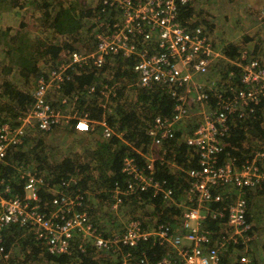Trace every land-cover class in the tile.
I'll list each match as a JSON object with an SVG mask.
<instances>
[{"label": "built area", "instance_id": "built-area-1", "mask_svg": "<svg viewBox=\"0 0 264 264\" xmlns=\"http://www.w3.org/2000/svg\"><path fill=\"white\" fill-rule=\"evenodd\" d=\"M188 1L100 0L104 6L100 9L103 17L97 16L91 48L73 51L69 63L60 62L47 76L39 77L30 109L17 116L14 124L5 122L0 126L2 162L8 148L21 143L26 128L37 125L38 129L49 131L59 123L62 115L51 105L47 95L50 86L58 87L68 77L65 71L69 64L101 70L113 55L133 59V83L143 88L164 89L175 104L171 114L153 117L147 132L146 151H138L145 158V165L141 166L129 155L122 158L124 185L120 188L116 183L111 194L112 205L121 203L120 194L134 196L151 190L165 202L180 207L181 214L175 216L168 212L166 217L171 222L154 223L155 227L149 229L139 220L131 219L124 223L121 231L104 235L84 206L77 176L62 180L55 189L50 187L51 199L42 206L39 199L42 177L23 170L22 196L14 194L4 198L0 195V258L4 264H16L9 263V252L1 245L2 231L13 224L31 231L49 254H70L76 243L75 246L84 251L90 242L94 248L118 257L119 264L133 261L149 264L145 251L135 254L136 248L146 242L158 245L163 251L153 264H227L231 257L234 258L232 248L245 247L250 242L252 225L247 220L250 206L241 193L264 182V153L256 151L240 166L235 164L233 157L220 161L219 156L229 118L234 114L242 117L251 113L264 97V62L242 50L239 61L233 62L238 69L239 85L231 84L230 80L220 86L205 83L203 80L211 73L213 60L220 52L213 48L202 24L183 23L179 19V5H186ZM259 15L258 19L264 18V9ZM97 83L101 81L97 79ZM115 83H129V80L113 78L111 84L102 85L100 104L104 111L111 112L109 97ZM93 89L91 86L89 91ZM61 102L67 101L62 98ZM204 103L208 106L203 109ZM196 104L201 106V118L183 139L195 148L197 163L185 168L186 177L177 187L167 186L165 180L155 177L154 162L164 161L170 142L176 138L177 126L192 115L191 106ZM73 118L76 119L74 129L80 132L98 128L104 138L114 133L103 119L91 120L86 113L73 115ZM171 156L174 158L175 153ZM170 163L181 172L178 164ZM180 187L183 189L178 196L182 200L178 202L175 188ZM232 190H235L233 194ZM208 217L224 220V223H219V228L215 227L217 231H212L204 225ZM241 253L235 257V263L251 264Z\"/></svg>", "mask_w": 264, "mask_h": 264}, {"label": "trees", "instance_id": "trees-1", "mask_svg": "<svg viewBox=\"0 0 264 264\" xmlns=\"http://www.w3.org/2000/svg\"><path fill=\"white\" fill-rule=\"evenodd\" d=\"M57 1L31 0L32 3H35L37 13L43 18L39 25L42 28L41 32L48 31L51 33L50 36L46 34L42 40L41 38L33 39L34 37L22 33L17 35L11 46L5 50L11 57V63L21 75L23 83L27 82L30 77L37 79L47 76V71L55 65L57 66L61 61L69 63V55L75 50L79 51L75 43L77 35L78 38L81 35L79 32L82 27L81 17L89 16L90 10L77 15L76 23L67 27V22L61 20V15H59L60 9H57ZM17 3V0H12V7L20 6V3ZM190 3L189 0L186 5H179V19L183 23L192 15ZM103 7L100 2L96 5L97 16L103 17L100 11ZM54 22L56 23L54 24ZM64 30L65 34H68L67 39L61 38V31ZM88 39L90 41L89 48H91L94 37L91 36ZM240 47L243 46L225 45L222 47V53L229 59H237L240 50L243 49ZM62 52L65 55L63 54L61 58ZM253 52L255 53L254 50ZM40 59H42L41 64H39ZM133 64V59L124 58L121 55H113L108 58L101 70L86 65L69 64L65 71L68 77L60 82L58 87H53L56 100L50 101L51 105L61 111L66 105V102L63 103L61 100L65 98L72 106L73 115L79 116L86 113L91 120L100 121L103 119L106 125L113 129V135L110 138H104L97 128L96 131H93V134L97 136L95 141L80 156L66 157L57 163L50 158V149L42 138L33 141L34 139L25 133L21 143L9 147L3 161L0 162V195L4 198L14 194L22 196L24 178L21 177V173L28 169L43 179V185L39 190L42 206L45 205V201L51 199L52 194L49 188L59 185L62 180H66L71 175L78 178L79 189L84 195V206L89 212H92L94 207L88 201V199L92 200V197L109 203L116 183L120 188H123L124 185L122 182L124 176L121 173L122 158L129 155L137 159L141 166L145 165L146 160L139 152L146 151L149 143L147 132L153 117L171 114L175 104L166 90L156 87L143 88L137 83H133ZM229 69L232 75L227 80H230L229 82L233 85H239L237 67L230 65ZM225 73L228 74L229 71ZM121 77L127 78L129 83H115L112 89L113 94L109 97L111 112L104 111L100 104L103 99L100 93L102 85H109L113 78ZM97 79L101 81V84L98 85ZM13 85L10 80L0 83V126L5 122L14 124L15 118L30 109L33 104L32 95L27 89L15 88ZM91 86L94 88L93 91H89ZM263 107L264 97L254 106L251 113H246L242 117L234 114L229 118L228 130L222 141L220 161L233 157L235 164L240 166L246 159L251 158L254 151L264 153ZM75 122L76 119L73 118L71 120L72 129H74ZM32 128L36 131L46 132L38 129L37 125ZM167 150L163 162L158 159L154 162V175L159 180H165L167 186L177 187L178 182H182L186 177L185 168L196 165V150L185 143L180 130L176 133V138L170 142V148ZM172 153H175L174 158L171 156ZM170 161L178 164L182 169L181 172L177 171ZM94 172L97 173L95 178H92L91 174ZM6 187L9 188L7 192L4 191ZM252 188L257 194L264 197V182H260ZM252 188L248 187L244 193H241L246 200L254 195L251 192ZM175 189L177 190H175V198L181 202L182 198L178 196V192L183 187ZM90 196L91 198H89ZM120 197L122 201L119 203V211L122 213L124 221L118 224V230H122L124 223L131 219L139 220L143 227L149 229L155 227L154 223L157 225L166 222V220L171 222L166 217L168 212L179 216L182 211L180 207L165 202L160 195H154L151 190L134 196L120 194ZM145 204L151 206L152 213L144 208ZM247 220L251 221L249 215H247ZM219 223H224V220L216 221L208 217L204 225L212 231H217L215 227L219 228ZM103 234L107 235L106 232ZM1 245L4 247V251L9 252V263L31 264L32 261H36L37 264H44L42 263L44 259L48 264H107L95 260L97 250L90 248L88 244L84 251L74 245L70 254H49L34 238L31 231L14 224L2 231ZM142 251H145L149 264H153L163 254L158 245H152L150 242L140 244L136 248L135 254L141 255ZM251 258H254L253 255ZM0 264H4L1 258ZM128 264L138 263L133 261Z\"/></svg>", "mask_w": 264, "mask_h": 264}, {"label": "rangeland", "instance_id": "rangeland-1", "mask_svg": "<svg viewBox=\"0 0 264 264\" xmlns=\"http://www.w3.org/2000/svg\"><path fill=\"white\" fill-rule=\"evenodd\" d=\"M17 1V4L20 3V6L15 8L12 7V0L0 2V83L5 80H10L15 88L27 89L30 95H32L38 78L34 79L33 77H30L27 82L23 83L21 75L17 68L11 63V57L8 56L5 50L11 46L14 42L13 39L19 34L26 33L29 37H34L33 39L41 38L43 40V37H45L46 34L50 36L51 33L45 30L41 32L42 28L39 25H41L43 18L37 13L35 3H32L31 0ZM99 1L100 0H58L56 2L57 9H60L59 15H61V20L65 21V23L67 22V27H71L76 23L77 19L75 18L77 15L79 16L84 13V11L90 10L89 16L85 17L83 15L81 17L82 27L79 32L81 34L80 38H83L80 40L77 35V41L75 43L76 48L81 51H85V49L90 47V41H88V38L93 36L97 29V10L95 8L96 5L99 4ZM190 2L192 15L186 20V22L202 24L211 39L213 48L220 52V56L213 60L211 73L203 80L205 83H216V85L220 86L230 77L229 73H225L228 71L230 72L229 66L233 65L234 61L236 63L239 61L240 55L237 59H229L222 53V47L225 45H235L236 47L243 46L240 47L243 48L240 51L246 50L250 55H254L264 62V18L257 19L260 12L264 9V0H190ZM55 23L56 22H54V24ZM61 32V38L67 39L68 34H65L66 31L64 30ZM12 47L15 48V46ZM12 51L14 50L12 49ZM63 54L64 52H62L61 58ZM41 61L42 59H40L39 64L42 63ZM43 73L45 74V72ZM53 87L54 86H50L48 90V95H50L51 99L56 97ZM207 106L208 103H204L203 109ZM69 107L71 108L72 106L69 105ZM198 107L199 112H197ZM200 110V104L192 105V115L177 126L175 134L180 130L183 137L185 133H187L188 130L200 120ZM68 114L67 117H64L63 119L61 118L59 123L53 126L49 131L40 132L32 127L26 129V134H28V136L30 135L34 139L33 141L42 138L50 149V158L57 163L66 157L80 156L97 137L93 134V131L96 130L84 134L78 130L72 129L71 120L73 117L70 116H73V110H71L70 113L68 112ZM262 116L264 118V107L262 109ZM255 152L256 151H254V153ZM96 173L97 172L91 174L92 178H95ZM56 187V185H53L54 189ZM45 190L48 191L47 189ZM234 191L235 190H232L231 193L233 194ZM253 196L254 195L247 199L249 206L251 205L250 199ZM89 198H91V196ZM88 201L94 206L92 212L90 211V215L98 229L102 233L106 232L107 235L118 231V224H121L124 221V217L119 211V204L114 207L112 205V199L111 201L108 200V203L107 201L101 202L100 199L93 197L92 200L88 199ZM252 207H256V205L253 204L251 209ZM144 208L152 213L150 205L145 204ZM258 213H264V206L260 208ZM255 216L258 217V215ZM119 231H121V229H119ZM251 235L252 239L246 244L247 247L244 250L242 248L243 245H238L231 249V256L234 257H231L233 263L235 262V257H238L240 252H242L241 254L247 255L249 249L251 250L249 252L250 255L248 254L247 256L251 257L253 254L255 257V253H253L252 249L256 250L258 239L256 236V230L253 226ZM263 235L264 230H262V236ZM88 245L90 248L97 250L95 260L99 263L119 264L118 257H115L114 254L109 251L98 250L94 248L90 242H88ZM42 263L48 264L44 259ZM31 264H37V262L32 261ZM254 264H257L255 260Z\"/></svg>", "mask_w": 264, "mask_h": 264}, {"label": "crops", "instance_id": "crops-1", "mask_svg": "<svg viewBox=\"0 0 264 264\" xmlns=\"http://www.w3.org/2000/svg\"><path fill=\"white\" fill-rule=\"evenodd\" d=\"M48 100L55 101L56 97L51 99L50 95H48ZM69 105L70 104L68 102H66L65 108H63L61 111H59L62 115V119L64 117H67L69 115L68 112L70 113L71 110H73L72 107L71 108L69 107ZM70 117H73V116H70ZM81 133L87 134L86 132H81ZM251 192L254 194V196L250 199L251 205L249 208V217L251 219V221H250L251 225L256 230V236H257L258 241L256 243V250L252 249L253 253H255V257L252 254L254 258L247 256L248 254L247 255L241 254V255L246 256L250 260L251 264H254V260L256 261L257 264H264V243H263L264 235L262 236V230H264V222H263L264 221V213H258L260 208H262L264 206V197L260 194H257V192H255L254 188L251 189ZM253 204L256 205V207H252V209H251V206ZM255 215H258V217H256ZM254 218H257V219H254ZM253 219H254V221H253ZM246 247L247 246H245L243 248L245 249ZM247 252H248V250H247ZM228 264H233L232 259H229Z\"/></svg>", "mask_w": 264, "mask_h": 264}]
</instances>
